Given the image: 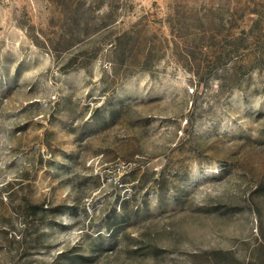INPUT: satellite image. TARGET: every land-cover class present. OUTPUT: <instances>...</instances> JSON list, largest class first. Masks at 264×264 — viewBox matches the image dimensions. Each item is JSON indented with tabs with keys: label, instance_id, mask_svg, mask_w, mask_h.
Wrapping results in <instances>:
<instances>
[{
	"label": "rangeland",
	"instance_id": "1",
	"mask_svg": "<svg viewBox=\"0 0 264 264\" xmlns=\"http://www.w3.org/2000/svg\"><path fill=\"white\" fill-rule=\"evenodd\" d=\"M0 264H264V0H0Z\"/></svg>",
	"mask_w": 264,
	"mask_h": 264
}]
</instances>
